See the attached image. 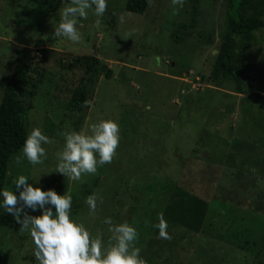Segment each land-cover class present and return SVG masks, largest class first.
I'll return each instance as SVG.
<instances>
[{"label": "rangeland", "instance_id": "rangeland-1", "mask_svg": "<svg viewBox=\"0 0 264 264\" xmlns=\"http://www.w3.org/2000/svg\"><path fill=\"white\" fill-rule=\"evenodd\" d=\"M126 1L106 0L103 17L88 10L77 21L81 42L73 43L53 37L69 0H0V101L15 51L26 49L23 123L27 136L39 128L52 141L42 144L43 164L18 165L21 150L13 156L3 190L19 197L12 182L25 175L33 187L71 196L70 219L105 247L111 233L104 219L127 222L146 264H264V27L253 41L237 42L245 64L239 93L234 81L208 79L228 0H185L177 15L171 0H150L143 15L127 12ZM82 57L110 70V78H97L85 112L70 105L85 79L72 66ZM107 120L120 130L112 162L78 181L56 173L61 133L90 135L93 124ZM90 195L97 197L92 215ZM160 214L170 240L153 227ZM19 229L1 207L0 264H39L30 234Z\"/></svg>", "mask_w": 264, "mask_h": 264}, {"label": "clouds", "instance_id": "clouds-1", "mask_svg": "<svg viewBox=\"0 0 264 264\" xmlns=\"http://www.w3.org/2000/svg\"><path fill=\"white\" fill-rule=\"evenodd\" d=\"M185 0H171L173 15L183 8ZM106 0H69L59 10L60 22L54 27V39L66 38L73 43L81 42V33L77 30V21L86 19L88 10H93L97 17H103L107 10ZM123 16L120 17L123 22ZM96 23L100 24V19ZM160 66V57L155 58ZM119 125L111 120L93 124L91 134L84 132L65 131L61 133L65 143L61 151L56 152V173L69 180L78 181L82 174H95L98 166L111 163L119 146ZM52 141L43 135L39 128H33L21 149V155L15 158L19 165L23 159L35 166L43 164L47 159L42 144ZM19 197L12 191L0 192V207L12 215L20 225L19 232L29 233L35 248L33 255L39 264H146L141 257V249L136 246L138 232L127 222L113 224L111 218H105L111 236L105 247L102 238H92L83 224L70 219L72 197L58 195L54 190L43 191L29 184L25 175L13 180ZM22 189V190H21ZM85 203L89 214L97 210V197L90 195ZM53 207H46V206ZM41 211V215H29ZM159 222L153 225L159 231V238L170 240L168 224L163 215L158 216Z\"/></svg>", "mask_w": 264, "mask_h": 264}, {"label": "trees", "instance_id": "trees-1", "mask_svg": "<svg viewBox=\"0 0 264 264\" xmlns=\"http://www.w3.org/2000/svg\"><path fill=\"white\" fill-rule=\"evenodd\" d=\"M150 0H127L125 10L143 15ZM193 7V14L196 13ZM195 21L192 20V23ZM181 28L187 24H181ZM264 27V0H228V9L223 22V33L214 65L209 74V81L222 85L234 81L239 93H243L242 76L245 71L243 48L237 42L254 40V32ZM88 61V62H85ZM74 68L83 69L85 79L77 87L70 100L73 109L85 112L87 101L92 93L97 78L101 75L110 78V70L100 60L82 57L74 60ZM30 63L26 49L15 51L13 70L6 81L0 101V192L6 181L10 160L16 155L27 138L23 115L27 110L24 100L29 98L26 88L29 85ZM2 200V197H0ZM1 210V207H0Z\"/></svg>", "mask_w": 264, "mask_h": 264}]
</instances>
